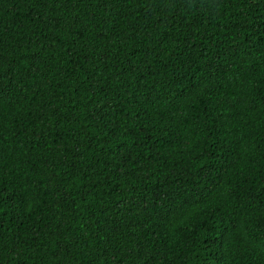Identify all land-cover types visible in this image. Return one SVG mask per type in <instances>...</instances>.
Returning a JSON list of instances; mask_svg holds the SVG:
<instances>
[{
  "label": "trees",
  "instance_id": "trees-1",
  "mask_svg": "<svg viewBox=\"0 0 264 264\" xmlns=\"http://www.w3.org/2000/svg\"><path fill=\"white\" fill-rule=\"evenodd\" d=\"M0 264H264V0H0Z\"/></svg>",
  "mask_w": 264,
  "mask_h": 264
}]
</instances>
